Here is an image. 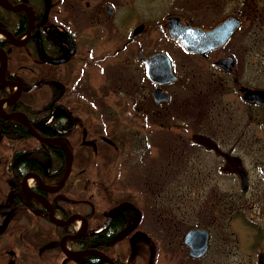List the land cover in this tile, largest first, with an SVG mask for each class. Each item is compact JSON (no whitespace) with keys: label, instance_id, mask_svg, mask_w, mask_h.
Instances as JSON below:
<instances>
[{"label":"flooded vegetation","instance_id":"af4514ba","mask_svg":"<svg viewBox=\"0 0 264 264\" xmlns=\"http://www.w3.org/2000/svg\"><path fill=\"white\" fill-rule=\"evenodd\" d=\"M38 81L43 89H29ZM36 94L44 104L29 112ZM0 104V158L1 138L7 148L19 142L16 132L8 134L11 123H22L30 143L37 138L63 149L57 170L52 148L44 174L17 164L21 175L9 180L6 196L11 205L0 211L4 224L31 195L52 222L69 225L52 249L60 264L90 252L117 264H229L228 241L239 245L251 234L226 232L227 209L249 203L264 214V0H0ZM205 151H215L217 163L191 184L185 167L206 159ZM124 162L126 183L115 185ZM139 165L143 190L129 183ZM162 171L179 190L200 193L197 205L175 201L173 218L164 216L157 194L151 202L146 194ZM52 173L59 178H43ZM214 174L231 183L218 185ZM47 190H59L49 196L76 210L55 212ZM229 191L238 198L220 193ZM148 202L158 234L146 231ZM89 233L90 246L71 239ZM65 238L76 251L65 250ZM6 250L0 262L15 264ZM254 252L247 264H264V248Z\"/></svg>","mask_w":264,"mask_h":264},{"label":"trees","instance_id":"16d2710c","mask_svg":"<svg viewBox=\"0 0 264 264\" xmlns=\"http://www.w3.org/2000/svg\"><path fill=\"white\" fill-rule=\"evenodd\" d=\"M37 88L43 89V82H41V84H39ZM36 91L30 92L29 95L35 93ZM34 98L35 99H32V101L29 102L28 105L26 104V109L29 112H33L35 109L38 111V108H41V106L39 105L44 104V96L42 94L41 96L36 94ZM40 113L43 112L40 111ZM34 115L38 117V114L36 112ZM18 123L19 124L11 123L9 126L10 128L8 129V134H10L11 132H16L18 136L19 142H15V146L7 148L9 146L6 147V144L3 142V138H1V145L3 149L7 151V153L3 150V152L5 153L4 157L6 159L1 158L2 162L0 163V174L2 175H0V202L4 201V198L8 195V192L13 188V185L9 182V180H13L17 173H19V176L21 175L20 169L16 168L17 164L19 166L21 164L22 166L39 172L40 174H44V168L47 163L49 148H52V158L56 161V165L54 166L55 168L53 169L57 170L58 165H60L59 163H62L61 158H57L60 156L59 153H62L63 151L62 147L58 143L50 147L48 143H44L37 138L34 139L35 143H30V138H32L33 136L28 134L25 127L21 126V122ZM18 125L20 126L17 127ZM28 140L30 141L28 142ZM73 149L75 152L77 151V148L75 146H73ZM16 154L18 155L19 160H16L14 162L13 159L15 158ZM86 163H90V160ZM76 165L77 162L73 161V168H75ZM43 178L46 181H51L55 180V178H59V176L57 177L55 173H52L48 176L43 175ZM70 178L74 177H69L68 179ZM64 188L67 190V192L71 190V188L67 184L64 186ZM58 191L59 190H47L46 192H44V194L53 201L52 205L55 212L67 216L73 210H76V205H72L71 203H69L70 201H66L65 199L64 201L67 202L66 204H63L60 201V198H57V200L52 199L51 196L56 194ZM22 202L25 204L23 207H20L16 210H14V208H12V210L10 209L9 213L7 214V219L4 226L0 227V247L2 246L3 248L11 249L13 251V254L16 256V259H18L19 257L21 260H23V258L25 257H38L39 255L45 256L47 258H52L54 256L52 249L54 250V248H58L54 246L58 245V233H65L67 231V228L70 226L52 222L48 218L46 207L40 204L34 196L26 195V198L23 199ZM89 234V236H80L71 239L77 244L90 246L92 243V234ZM153 243H155V241ZM106 247L109 246L107 245ZM112 247L113 245L110 246V248ZM3 248H1L0 250L2 251ZM104 249L105 251H107V248ZM51 262L53 264H60V260L58 262L51 260ZM73 263L108 264L104 260H102L101 257L99 260V257L92 252L87 253L85 257L80 261H74ZM65 264H70L69 260Z\"/></svg>","mask_w":264,"mask_h":264},{"label":"rangeland","instance_id":"374dc122","mask_svg":"<svg viewBox=\"0 0 264 264\" xmlns=\"http://www.w3.org/2000/svg\"><path fill=\"white\" fill-rule=\"evenodd\" d=\"M10 90H11V88H10ZM0 149H1V146H0ZM197 150H198V146H197ZM136 151H138V147H136ZM198 151H200V150H198ZM205 152H207L206 159H202L201 157H198V159H196L194 161L193 167H190V168L185 167L186 175L190 174L189 179L191 180V184L201 183L202 182L201 177L204 174L205 170L207 169V164H209L211 169H213L214 165L217 163V157L214 154L215 151H211V152L205 151ZM134 158H136V156H134ZM0 161H1V158H0ZM125 162L122 165V170H124V171L121 174V178L116 181L115 185L124 186L126 183L125 174L127 172H125V166H126ZM162 174H163L162 177L157 178L158 180H162L161 183H159L157 185L153 182H150L149 188L152 186L154 192L148 188V193L146 192V194L148 195L147 198H149L150 202L152 201L153 195L157 194V199H154V202H156L157 207L162 206V205L165 206V209H163V213H162L164 216L173 218V216H171V214L173 212L177 211V209L175 208V203H174L175 201H178L180 204L182 202H186L187 205H189L190 203L197 205V202L199 201V199H201L200 193L181 191V190H179L178 187L177 188L175 187L177 185V183H176V180L173 179L172 174L166 173L165 171H162ZM147 179H149V178H147ZM213 179L215 180V182L218 185H221V186H223L224 184H230L231 183V178H229L228 176H225L224 174H217V175L214 174ZM106 181H108L107 178H106ZM181 181H182V177L180 176L179 177V185H181ZM129 183H130V185H133V187L137 190L142 189V186L145 185V173L142 170L141 165H139L137 167V170L134 172L132 180L131 179L129 180ZM54 184L55 183L53 182V183L48 184V185H54ZM153 184L156 185V187ZM182 184H184V183H182ZM211 184H212V182H211ZM211 184H210V187H211ZM211 193H214V192H211ZM211 193H207V194L210 195ZM220 193H222L221 195L237 196L236 191L220 192ZM133 195L136 198V200L139 201L140 193L137 192L136 190H134ZM115 197H116V194H115ZM236 198H238V196ZM7 199L8 198L5 197L4 201L2 203H4V204L8 203ZM146 201H148V200L146 199ZM150 202H148L145 205V211H146L147 219L150 221L148 223L146 231L147 232L151 231L154 234H156L157 233V231H156L157 224H156V220H153V217L155 215L153 216L151 214V209L150 208L148 209ZM212 209H214V206H212ZM153 211H155V209ZM157 211H159V209ZM159 212H162V211H159ZM262 212L263 211H262V209H260L259 205L256 208H253L251 206V204H249V203L245 204V207H243L242 209H239L233 203L227 209L226 217L223 218V220L226 219L224 222L225 225L223 224L224 225L223 228H225V226H227L225 228L226 232L229 234L238 233L240 236H242L244 234H251V236H249L248 241H244L242 243L239 242V245L233 244L232 240L228 241V248H227L228 252L226 253V257H227V260H229L231 264L233 262L236 263L238 260L247 264V262L252 260V257L255 255L254 251H256L258 248H261V247L264 248V214L261 215ZM253 213L257 214V215L254 216ZM149 216L152 217L151 220L149 219ZM2 224H3V222H2V218L0 216V227H2ZM77 225H78V220L73 221V224H72L73 228L77 227ZM153 242H154V240L150 241V244H151L150 248L152 250L155 249V245ZM63 245L65 247V250H67L68 252L76 251L75 246H73L68 241L67 238H65L63 240ZM125 246H126V244L124 242V247ZM124 247L122 246V248H124ZM1 248H3V247L1 246L0 249ZM6 249L7 248H3V250L2 251L0 250V252H3L4 254H6V251H7ZM125 249H126V247H125ZM236 254H238L239 257H236L235 256ZM13 256L16 258L15 255H13ZM255 257H256V255H255ZM47 259H49V260H47ZM50 259L54 260L55 262L59 261L58 256H56V258L54 256L52 258H47L45 256L39 255L38 257H25V258H23V260H21L18 257V259H16L15 264H50V263L53 264ZM153 259H154V253L151 252L147 258V261L150 263ZM7 262H8V257H5L3 260V263L0 262V264H6ZM69 263L74 264L73 262H69Z\"/></svg>","mask_w":264,"mask_h":264},{"label":"water","instance_id":"95a60500","mask_svg":"<svg viewBox=\"0 0 264 264\" xmlns=\"http://www.w3.org/2000/svg\"><path fill=\"white\" fill-rule=\"evenodd\" d=\"M6 33L10 36V37H12V35H11V33L10 32H8V31H6ZM39 50L41 51V49H40V46H39ZM3 64H4V62H3ZM38 83H39V81L38 82H36L32 87H30L29 89H33V88H35L37 85H38ZM6 99H12V98H6ZM67 148V147H66ZM67 152L69 153V159H68V166H69V164H70V151H69V149L67 148ZM66 176H67V171L65 172V174L63 175V177H62V181L60 182V183H63L64 182V180H65V178H66ZM34 194H35V192H33ZM11 195H9V200H11V197H10ZM42 199H43V197H41ZM44 200V199H43ZM46 202H47V200H45ZM47 204H48V202H47ZM10 205H11V202H9V203H7V204H1L0 203V211H6L9 207H10ZM48 209H49V211H50V206H48ZM50 216H52L51 214H50ZM53 219V218H52ZM108 221H109V218H107V220L101 225V227L99 228L100 230L101 229H103L106 225H107V223H108ZM4 224H5V222H4ZM4 224L2 225V227L4 226ZM199 232H202V231H199ZM93 251H96L95 249H93ZM97 252V251H96ZM98 254H99V256L101 257V258H103L104 260H106V261H108L110 264H117L115 261H113L110 257H108L107 255H105L104 253H102V252H98Z\"/></svg>","mask_w":264,"mask_h":264},{"label":"bare ground","instance_id":"6f19581e","mask_svg":"<svg viewBox=\"0 0 264 264\" xmlns=\"http://www.w3.org/2000/svg\"><path fill=\"white\" fill-rule=\"evenodd\" d=\"M0 108H2V104H0ZM30 178L27 180V184L29 183Z\"/></svg>","mask_w":264,"mask_h":264}]
</instances>
